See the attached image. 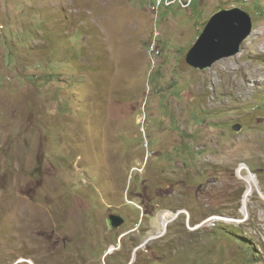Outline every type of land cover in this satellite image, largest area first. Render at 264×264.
<instances>
[{
  "label": "rangeland",
  "instance_id": "obj_1",
  "mask_svg": "<svg viewBox=\"0 0 264 264\" xmlns=\"http://www.w3.org/2000/svg\"><path fill=\"white\" fill-rule=\"evenodd\" d=\"M156 1L0 0V264H264V0ZM231 8L240 53L188 67Z\"/></svg>",
  "mask_w": 264,
  "mask_h": 264
},
{
  "label": "water",
  "instance_id": "obj_2",
  "mask_svg": "<svg viewBox=\"0 0 264 264\" xmlns=\"http://www.w3.org/2000/svg\"><path fill=\"white\" fill-rule=\"evenodd\" d=\"M253 33L250 16L238 9H220L206 23L199 38L188 51L185 63L188 67L204 72L223 59L237 56L241 46ZM232 130L240 132L241 127L234 125ZM125 220L121 215H110L106 219L109 231L121 228Z\"/></svg>",
  "mask_w": 264,
  "mask_h": 264
},
{
  "label": "bare ground",
  "instance_id": "obj_3",
  "mask_svg": "<svg viewBox=\"0 0 264 264\" xmlns=\"http://www.w3.org/2000/svg\"><path fill=\"white\" fill-rule=\"evenodd\" d=\"M149 53H151V55H154L155 57H157V56H159V51L157 50V48L155 47V45L151 48V50L149 51ZM244 168H243V166H241L240 167V169L237 171V173H241L242 172V170H243ZM248 180V181H247ZM246 180V182H248V189L246 190V192H245V194H244V199H245V203L247 202V200H248V198L250 197V195H251V193L253 192V190L255 189V188H257L258 187V184H257V182H256V180H255V177L252 175V174H249V176H248V179ZM166 216V215H165ZM164 220V219H163ZM211 222L212 221H216V222H231V220H226V219H222V218H220V217H214V218H212L211 220H210ZM210 221H208V222H210ZM174 222V221H173ZM168 221H166V222H163L162 223V227L163 228H165L166 229V227H167V225H168ZM232 223V222H231ZM23 261H25V260H21V262H23Z\"/></svg>",
  "mask_w": 264,
  "mask_h": 264
},
{
  "label": "built area",
  "instance_id": "obj_4",
  "mask_svg": "<svg viewBox=\"0 0 264 264\" xmlns=\"http://www.w3.org/2000/svg\"><path fill=\"white\" fill-rule=\"evenodd\" d=\"M193 0H157L156 3L159 4V8H161L162 4H170V7L177 5L179 6L182 10H189L191 3Z\"/></svg>",
  "mask_w": 264,
  "mask_h": 264
}]
</instances>
